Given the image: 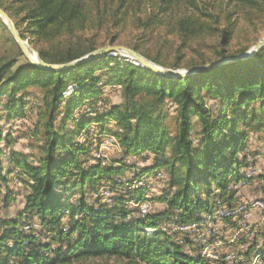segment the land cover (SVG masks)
Returning a JSON list of instances; mask_svg holds the SVG:
<instances>
[{"label": "trees", "instance_id": "obj_1", "mask_svg": "<svg viewBox=\"0 0 264 264\" xmlns=\"http://www.w3.org/2000/svg\"><path fill=\"white\" fill-rule=\"evenodd\" d=\"M130 1L143 0H120L118 12ZM157 1L163 3L161 11L139 20L145 29L166 27L184 44L200 40L202 36L221 38L224 46L231 42L232 27L215 29L219 22H205L195 14L165 18L178 5V0ZM227 1L244 11L264 12V0ZM99 3L100 0H11L9 3L0 0V9L12 19L22 40L26 39V33L36 45L46 42V49H37L43 63L63 66L95 50L84 49L80 42L72 44L66 40L53 45L52 41L100 24L101 17L91 16ZM192 7L201 10L194 4ZM24 25L27 29L22 33L20 29ZM132 51L155 65L168 66L161 56L152 57L137 47ZM1 54L0 98L6 95L7 100L4 104L0 101V122L4 118L2 112L8 120L22 115L25 107L22 91L29 86L36 87L43 92L39 125L45 129L46 141L39 165L10 152L8 157L12 163L5 169L1 142L6 137L0 127V186L7 190L4 196L0 189L3 208L9 209L14 196L8 187L9 176L18 174L27 187L22 210L15 217L0 215V264H82L102 258L115 259L120 264H210L201 256L187 257L183 247L162 227L173 216L179 225L197 224L199 228L206 221L203 216H212L218 207L211 202L212 185L217 187L223 202L232 201L231 181L238 183L244 179L238 175L242 163L237 155L244 149L248 132L264 129L260 117L249 111L255 102H261L264 107V48L250 60L205 68L182 79L124 61L115 56L116 52L102 54L61 72L41 69L29 60L27 66L15 69L25 54L13 36L7 38ZM224 57V53H218L219 59ZM204 65H190L188 72ZM178 67L172 65V68ZM98 70H105V75L110 76L108 85L121 88V104L110 105L109 113L97 119L76 122L72 132L65 131L73 113L97 96L103 80V75H96ZM71 88L74 97L65 101V94ZM204 91L218 100L220 107L226 108L221 114L208 106ZM167 102L176 107L175 130L166 123L169 116L163 107ZM231 109L233 112L229 115L227 110ZM108 118L116 121L118 130L113 134L125 155L151 154L157 162L153 169L167 168L173 193L161 199L167 205L164 212L145 217L139 213L140 217H133L129 202H142L144 191L121 192L109 203L101 197L90 201L87 193L98 192V183L102 180L108 179L114 188L118 187L115 177L123 173V168L107 167L101 161L86 168L81 157H88L91 148L72 142L90 122L100 123ZM196 125H199L198 142L193 140Z\"/></svg>", "mask_w": 264, "mask_h": 264}, {"label": "rangeland", "instance_id": "obj_2", "mask_svg": "<svg viewBox=\"0 0 264 264\" xmlns=\"http://www.w3.org/2000/svg\"><path fill=\"white\" fill-rule=\"evenodd\" d=\"M7 1L9 3L11 0ZM193 4L201 9L200 12L192 7ZM119 5L120 0H100L99 7H94L91 16L95 19L101 17L103 22L101 21L93 28L88 27L84 31H77L71 37L62 35L61 38L52 41L53 45L70 40L72 44L80 42L84 49L93 47L95 52L107 47H124L131 50L137 47L152 57L161 56L168 66L157 65L159 68L185 74L189 71L188 66L190 65L205 64L204 66H208L217 61L247 55L264 40V12L244 11L227 0H178V5L173 6L168 15L165 16V18H177L195 14L199 15L205 22L210 20L219 22L214 27L215 29L223 30L232 27L234 36L227 46L222 44L221 38L208 36H202L200 40L184 44L179 36L170 34L166 27L162 26L154 30L142 27L139 20H146L161 11L163 3L160 1L143 0L138 3L137 1H130L126 7L118 12ZM203 13L207 16H203ZM117 19H122L123 22L117 24ZM0 21L6 26V28L3 25L0 26L1 58V50L4 49L7 38L13 35L7 21L1 17ZM26 29L27 25H24L20 31L25 33ZM25 35L24 41L28 43L29 52L33 57H35V52L38 53V48L46 49V42L36 45L32 42L29 34L25 33ZM244 50L246 51L243 54H238ZM116 53V57L136 64L125 52L117 51ZM218 53H224L225 57L219 59ZM144 58L150 61L148 58ZM174 64L179 65V67L172 68ZM27 65L28 58L24 55V57L19 58L15 69ZM96 75H103L97 96L85 102L73 113L65 131L72 132L76 122L97 119L109 113L110 105L121 104V88L108 85L110 76L105 75V70H98ZM73 91L74 89L71 88L65 94V101L74 97ZM22 92L21 95L25 103L22 115L8 120L7 114L2 112L4 118L0 122V127L6 140L1 142V146L5 151L3 157L5 169H9L12 163L8 157L10 152L27 157V160L34 165H39L40 159L44 156L42 149L46 141L45 129L39 125V109L43 92L31 86ZM203 96L208 106L215 110L216 114H221V111L226 109L220 107L218 100L210 97L207 92L204 91ZM6 100V95L0 98L2 104ZM163 111L169 116L166 121L167 125L175 130L177 127L175 121L176 107L171 102H167ZM227 111L229 115H232V109ZM249 111L255 112L264 123V107H262L261 102L252 103L249 106ZM259 112L261 113L259 114ZM64 117L65 113L60 116L57 127ZM194 122H197V119H194ZM240 128H243L242 124H240ZM117 130L114 118H108L100 123L90 122L84 127L80 136L72 142L73 145H86L91 148L88 157H81V162L85 164L86 168L98 164L99 161L107 167L123 168V173L115 177L119 186L114 188L112 181L102 180L98 183V192L87 193L90 201L101 197L103 202L109 203L121 192L144 191L145 198L142 202L139 204L133 200L129 202L130 209L134 211L133 217H140L139 213L142 216L141 211L145 205L149 207L148 215L164 212L167 210V205L161 199L165 195L171 196L173 193L167 168L153 169L157 162L151 154L144 156L125 155L124 149L113 134ZM194 130L193 140L198 142L199 125H196ZM168 157H170L169 154H167ZM237 160L242 163L238 169V175L244 179H240L238 183L234 180L231 181L229 189L234 192L232 201L223 202L219 197L220 192L217 187L212 185L214 196L211 198V202L218 207L212 216H203L206 221L199 228L195 224L196 228L185 230V227L189 225H179L173 216L170 222H164L162 229L167 231L183 247L187 257L201 256L210 261V264H264V208H248L245 211L241 209L252 205V203H264V129L257 133L248 132L244 149L238 153ZM138 175L142 176L139 177ZM9 179L11 181L8 187L14 196L7 211L0 203V215L15 217L23 208L27 187L26 183L19 179L18 174L9 176ZM0 187L2 195L5 196L6 188ZM77 198L78 194L72 201L74 202ZM228 208L237 211L234 216L223 221L216 220L220 218L216 211ZM36 221L37 219L34 220V222ZM188 231L191 233H187ZM82 264L120 263L115 259L102 258L91 259Z\"/></svg>", "mask_w": 264, "mask_h": 264}, {"label": "water", "instance_id": "obj_3", "mask_svg": "<svg viewBox=\"0 0 264 264\" xmlns=\"http://www.w3.org/2000/svg\"><path fill=\"white\" fill-rule=\"evenodd\" d=\"M0 17L1 18H4L7 23H8V26H9V29L11 31V34L13 35V37L15 38L16 42L20 45V47L22 48L25 56L28 58V60L34 64L35 66L41 68V69H45V70H51V71H55V72H61V71H65V70H68V69H71V68H74L84 62H87L89 60H91L92 58H95V57H98L102 54H106V53H111V52H117V51H123L125 52L126 54H128L129 58L133 61H135V63L137 65H142L144 67H147L151 70H153L154 72H157L161 75H164V76H170V77H173V78H178V79H182V78H185L187 76H189L190 74L194 73V72H198L200 70H203L205 68H211V67H216V66H222V65H228V64H231V63H236V62H239V61H247V60H250L251 58H253L257 53L258 51L264 47V40H262L255 48L252 52H250L249 54L247 55H243V56H240V57H235V58H232V59H228V60H222V61H217V62H214L204 68H201V69H198L196 71H193V72H187L185 74H182V73H177V72H174V71H171V70H164L162 68H159L157 65L151 63L150 61L146 60L144 57H142L141 55H139L138 53L132 51L131 49H128V48H124V47H107V48H104V49H101L97 52H94L93 54L81 59V60H78V61H75L71 64H68V65H61V66H58V65H49V64H45L41 61L40 59V56L38 53L35 52V57H33L30 52H29V49H28V43H26L24 40H22V38L20 37V34L17 30V27L16 25L14 24V22L12 21V19L2 10L0 9Z\"/></svg>", "mask_w": 264, "mask_h": 264}, {"label": "bare ground", "instance_id": "obj_4", "mask_svg": "<svg viewBox=\"0 0 264 264\" xmlns=\"http://www.w3.org/2000/svg\"><path fill=\"white\" fill-rule=\"evenodd\" d=\"M256 206H261L262 208H264V203L263 202L262 203H260V202L258 203L257 202V203H254V204L252 203V205L242 207L241 209L242 210L244 209V211H245L248 208H250V209L253 208L254 209V207H256ZM144 208L141 211L142 216H145V213H143ZM236 212H237L236 210L234 211V210L228 208V209H218V211H216V214L218 215V217H220V213H230V217H233ZM191 226H193V227H191ZM191 226L189 225V226L185 227L186 228L185 230H190V229L194 228L196 225L194 224V225H191ZM25 230L26 231L29 230V227H26Z\"/></svg>", "mask_w": 264, "mask_h": 264}, {"label": "built area", "instance_id": "obj_5", "mask_svg": "<svg viewBox=\"0 0 264 264\" xmlns=\"http://www.w3.org/2000/svg\"><path fill=\"white\" fill-rule=\"evenodd\" d=\"M257 207H261V206H256L254 208H257ZM148 208H149L148 205H145V208L143 211V213H145V216L148 215ZM227 219H230V213H220V218L216 219V220L223 221V220H227ZM187 233H191V232H187Z\"/></svg>", "mask_w": 264, "mask_h": 264}]
</instances>
